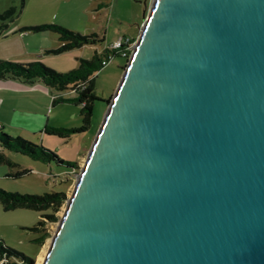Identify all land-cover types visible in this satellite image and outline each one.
<instances>
[{"label": "water", "instance_id": "water-1", "mask_svg": "<svg viewBox=\"0 0 264 264\" xmlns=\"http://www.w3.org/2000/svg\"><path fill=\"white\" fill-rule=\"evenodd\" d=\"M42 264H264V0H154Z\"/></svg>", "mask_w": 264, "mask_h": 264}, {"label": "rangeland", "instance_id": "rangeland-1", "mask_svg": "<svg viewBox=\"0 0 264 264\" xmlns=\"http://www.w3.org/2000/svg\"><path fill=\"white\" fill-rule=\"evenodd\" d=\"M23 1L20 15L0 28V61L16 63L38 61L58 73H66L78 68L81 59H91L94 51L101 53L119 41L123 40L124 44L128 42L126 39H133L129 46L132 49L154 0ZM20 4L21 0H0V14L11 7L18 9ZM2 23L4 22L0 21V26ZM46 23L60 25L82 35L95 34L100 41L93 46L85 45L55 54L52 51L58 49L62 43L51 33L34 32L30 29ZM127 62L120 55H115L94 74L95 92L99 100L93 102L90 125L84 133L72 135L63 141L56 136H43L39 132H29L11 124L4 129L15 138L21 137L37 146L42 145L61 160L78 164V170L72 173L69 167L55 161L47 163L13 151L8 152V157L14 163V167L9 168L0 164V189L4 191L33 195L64 193L62 203H53L56 211H35L27 208L3 211L0 206V240L7 247L32 259L29 264L43 263L64 212L66 200L74 188L76 173L83 166L105 115L108 107L106 101L113 96ZM69 93V90L61 92L64 95H70ZM39 99L42 104L49 105L46 97ZM52 111L57 119L51 122L50 126L78 128L81 125L78 106L62 104ZM22 170H26L27 173L19 177L12 176L13 173ZM45 214H53V219L47 218ZM39 222L42 224L38 226ZM41 236L43 239L39 243Z\"/></svg>", "mask_w": 264, "mask_h": 264}, {"label": "trees", "instance_id": "trees-1", "mask_svg": "<svg viewBox=\"0 0 264 264\" xmlns=\"http://www.w3.org/2000/svg\"><path fill=\"white\" fill-rule=\"evenodd\" d=\"M23 5L24 1L21 0L20 7L18 9L11 7L4 13L0 14V21L4 22L0 28L5 27L7 22H11L14 18L18 17L21 13ZM30 29L34 32H48L55 34L57 40L62 43L58 49L52 51L55 54L85 45H95L100 41H98V37L95 34L82 35L76 31L66 29L56 24H40L33 26ZM125 41L128 42L123 44L122 40L120 46L116 48H106L101 53L94 51L91 59H81L78 68L66 73H58L38 61L31 63L0 61V79L15 80L26 85L41 82L49 89L57 92L71 90L74 93V97L63 98L61 96H57L56 98H53L51 105L54 106L60 103H69L78 106L81 125L78 128L46 126L43 130L46 135L56 136L64 141L65 139H69L72 135L81 134L87 131L90 125L93 102L95 100H99V97L95 92L94 74L104 67L101 62L106 58L108 52L116 51V55L123 57L125 62L129 60L131 56V48L129 46L133 42V39H126ZM110 100L111 97L107 99L106 104H109ZM9 151L25 154L33 159L41 160L47 163L55 161L60 165L69 167L72 170V173H75L76 170H78L77 163L59 159L54 153L42 145L37 146L29 140L21 137L15 138L3 132L0 125V164L11 168L14 167V163L8 157ZM25 173H27V171L22 170L13 173L12 176L19 177ZM63 196L64 193L62 192H49L42 195H33L12 193L0 189V206L3 211H10L17 208H27L35 211H56L53 207V203H62ZM44 216L49 219H53V214H45ZM41 224L42 222H39L38 226ZM42 239L43 236L39 238V243H41ZM32 261V259L24 256L22 253L7 247L0 240V264H18L17 262L20 264H29Z\"/></svg>", "mask_w": 264, "mask_h": 264}, {"label": "crops", "instance_id": "crops-1", "mask_svg": "<svg viewBox=\"0 0 264 264\" xmlns=\"http://www.w3.org/2000/svg\"><path fill=\"white\" fill-rule=\"evenodd\" d=\"M53 35L56 38V35ZM69 91L70 95H64L61 94V92L49 89L41 82L26 85L15 80L0 79V125L3 132H5L4 129L11 124L14 127L29 132H39L40 135L51 136L46 135L43 130L57 119L53 116L52 110L59 105L69 104L60 103L52 106V100L57 96L63 98L74 97V93L71 90ZM41 97H46L49 105L46 103L42 104L39 99ZM43 106H45L44 109L46 108V111H44V109L42 110Z\"/></svg>", "mask_w": 264, "mask_h": 264}, {"label": "built area", "instance_id": "built-area-1", "mask_svg": "<svg viewBox=\"0 0 264 264\" xmlns=\"http://www.w3.org/2000/svg\"><path fill=\"white\" fill-rule=\"evenodd\" d=\"M120 43H121V41L115 43L111 48H116V47L120 46ZM131 51H132V49H131ZM115 55H116V53L114 54V52H108L106 58L103 59L102 62H101L102 65L105 66V65L108 63V61H109L110 59H112Z\"/></svg>", "mask_w": 264, "mask_h": 264}, {"label": "bare ground", "instance_id": "bare-ground-1", "mask_svg": "<svg viewBox=\"0 0 264 264\" xmlns=\"http://www.w3.org/2000/svg\"><path fill=\"white\" fill-rule=\"evenodd\" d=\"M42 256H43V255H42ZM42 256H41V257H42ZM41 257H40V258H41Z\"/></svg>", "mask_w": 264, "mask_h": 264}]
</instances>
